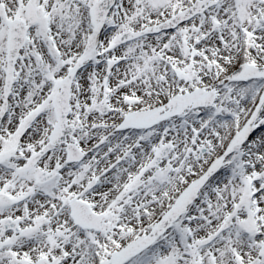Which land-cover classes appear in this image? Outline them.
Returning a JSON list of instances; mask_svg holds the SVG:
<instances>
[{"label": "snow or ice", "instance_id": "snow-or-ice-1", "mask_svg": "<svg viewBox=\"0 0 264 264\" xmlns=\"http://www.w3.org/2000/svg\"><path fill=\"white\" fill-rule=\"evenodd\" d=\"M0 264H264V0H0Z\"/></svg>", "mask_w": 264, "mask_h": 264}]
</instances>
